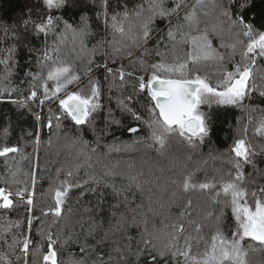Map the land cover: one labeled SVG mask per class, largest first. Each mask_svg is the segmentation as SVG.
<instances>
[{"label":"snow or ice","instance_id":"1","mask_svg":"<svg viewBox=\"0 0 264 264\" xmlns=\"http://www.w3.org/2000/svg\"><path fill=\"white\" fill-rule=\"evenodd\" d=\"M75 3L76 0H40L43 8L40 19H31L29 13L20 22L25 31L31 25V34L42 38V47L35 49L38 53L37 70L25 73L27 94L21 93L12 102L29 112L33 105L42 112L46 103H55L58 109V112H53L49 108L46 117L33 113L37 127L27 135L33 140L34 153L40 145L42 128L46 127L51 132L53 120L56 129H60L62 118H70L75 126L92 124L96 114L104 107L101 81L94 76V72L100 70H103L105 80L109 76L113 80L118 78L121 88L127 83L126 76H135L136 92L146 94L153 102L148 108L150 119L145 120L129 106L133 96L129 95L118 103L121 111L146 125L148 135L145 139L151 141L148 147L157 151L163 150L173 135L193 148L210 140L214 132L212 115L204 108L211 110L214 105L243 108L245 102L258 91L259 97L264 100V90H259L255 83L257 61L264 64V24L257 28L249 19L255 7L254 0H141L132 9H129L126 0H117L116 7H113L112 0H100L96 13L98 24L103 25L104 31L111 29V38L102 37L95 43H92V38L98 33L93 30L89 17L81 14L80 22L74 24L55 15L58 11L74 7ZM173 17L177 20L175 24ZM157 21L166 22L164 32L168 43L163 44V40L156 37L158 46L155 55L160 59L148 64L143 57L149 54L148 45L153 40ZM2 30L4 36L11 35L13 41L21 38L15 28L11 33L8 26ZM69 35L73 47L63 52L62 45ZM161 44L173 53L172 63H168L165 53L159 50ZM26 47L29 52L33 51L32 47ZM139 49L143 51L132 59L133 50ZM0 51L6 53L4 58H0L5 73L0 78V99H3L5 94L10 97L19 89L5 84V81L10 83L9 77L16 64L15 48L7 47ZM73 56L74 59L70 60ZM237 56L239 59H236ZM123 58H128L131 64L139 62L145 74L137 76L134 72H126L123 64L115 71L109 66ZM201 62L221 64L218 70L220 79L215 84L206 74H201L197 67ZM226 62L231 63V70L223 66ZM78 63L82 67H77ZM251 111L262 113L254 133L264 140V109L256 106ZM42 119L46 122L41 125ZM252 119L249 115V123ZM108 120L119 124L111 117V112ZM89 130L96 135L95 147H90L82 137L73 142V146L80 145L85 162L92 160L89 153L95 154L101 147V133L94 127ZM128 131L138 133L140 129L129 127ZM102 132L107 134L106 129ZM244 133V136L234 140L230 148L231 156L227 163L231 169L218 179L205 182H196L195 173L187 172L168 177L163 185L158 183L159 176L156 177L157 183L148 181L146 184L140 179L145 175L144 171L125 174L107 164H102L107 170L105 175L92 174L87 175V179L78 180L74 176L78 175L82 164H77L75 170L60 169L58 175L64 171L65 178L50 188L52 202L47 208L39 209V216L33 214L36 210L37 183L34 168L29 180L14 181L23 184V187L13 190L0 186V212H10L22 205L26 213L23 221L26 231L21 232L19 238L13 235L8 243L7 234L13 228L19 229L22 224L20 220H9L0 228V241L7 244L13 254L19 253L15 255L16 264H65L60 259L61 248L69 249L66 264H251L250 253L264 254V186L256 184L255 179L250 180L244 169L250 166L252 176L264 178V170L259 169L255 161L258 155H264V151L258 152L248 140L247 126ZM141 142L137 140L133 143ZM127 147L131 148V145ZM20 151L19 146L5 144L0 146V157L14 159ZM97 163H101L99 159ZM88 167L93 165L88 163ZM128 167L131 169L134 166L129 164ZM8 174L13 178L17 175L11 165L8 166ZM116 177H122L119 186ZM100 185L110 189L114 197V202L108 205V215L102 216L104 209L98 208L87 219L76 221L79 232L75 231V225L67 222L60 225L70 193L78 189V198L83 197L86 190L95 192L96 186ZM197 191L207 194L211 205L220 206L219 214L213 208L200 220L189 219L194 214L193 201L184 196ZM104 201V194L101 193L98 204L103 205ZM154 206H158L159 211ZM173 206L179 213L177 218L169 219ZM225 208L230 209L234 225L225 224ZM85 211L93 213L92 208ZM149 214L153 218L162 216V226L158 227L153 222L150 229ZM49 215L51 223L41 224L37 231L39 243H35L31 235L33 221H40L42 216ZM205 221H215L208 235L204 234L207 227ZM186 222L192 225L191 229ZM72 247L76 248L75 252L70 250ZM130 257H134V261ZM3 259L4 264H13L6 254Z\"/></svg>","mask_w":264,"mask_h":264},{"label":"trees","instance_id":"2","mask_svg":"<svg viewBox=\"0 0 264 264\" xmlns=\"http://www.w3.org/2000/svg\"><path fill=\"white\" fill-rule=\"evenodd\" d=\"M129 9L134 8L141 0H126ZM255 7L251 10L249 19L253 21L257 28L261 24H264V0H254ZM113 7L117 6V0H112ZM100 0H76L74 7H69L66 10H61L55 13L56 16L63 17L69 23L78 24L80 22L79 17L81 14L90 18L89 22L92 23L93 30L98 34L92 38V43L102 37L111 38V29L104 31L103 25L98 24V18L96 13L99 11ZM31 13V19L39 20L40 15L43 13V8L40 6V0H0V49L7 47H14V60L16 61L13 69V74L9 77L10 83L5 81L7 87H18V91L13 92L10 97L5 94V98L0 99V146L16 145L21 148V151L15 154L14 159L5 160L0 157V186L11 187L15 190L18 187H23V184H17L14 181H25L30 179V174L34 170L36 171L37 183L35 187V204L36 210L34 215L39 216V209L47 208L51 202L50 188L54 187L58 180L65 178L64 171L69 169L75 170L77 164H82L83 167L79 169L78 175L74 176V179L84 180L87 179V175L95 174L97 176L105 175L106 169L102 167V164H107L113 167L117 172H123L125 174H135L137 170L144 171L145 175L141 177V181L146 183L151 181L157 183L156 177L161 179L159 184L163 185L168 177H175L181 175V173L194 172V180L196 182H205L218 179L220 176L225 175L230 169L231 165L227 163L231 156L230 148L234 143V140L245 135L244 128L247 126V138L256 147L258 152L264 151V140L254 133V129L258 124L262 113L260 111H251L252 108L259 106L264 109V100L259 97V91L253 94L252 99L245 102L243 108L234 106H213L211 110L204 108V111H210L212 115V128L214 129L213 135L210 140H206L204 144L199 145L196 148L189 146L179 136L173 135L166 147L163 150L157 151L155 148L148 147L151 141L145 139L148 135V129L142 121H135L131 115L127 112L121 111L119 101L127 96H133V101L129 104L130 107L140 114L145 120L150 119L148 108L152 106L150 98L146 94L136 92L134 85L136 84L134 77H125L127 83L121 88V82L119 79L113 80L111 76L107 80L104 79L103 70L94 72V76L101 81L102 97L101 102L104 105L103 110L96 114L92 124L87 126H75L74 122L69 119L62 118L60 129L55 128V120H53V129L50 132L46 127L42 128L40 132V145L38 151L34 153V145L31 137L27 135L28 132L36 130L37 123L35 121L34 112H38L42 117L48 115V109L51 108L53 112H58L55 103H46L43 111L40 112L34 105L32 111L29 112L24 107H19L12 101L17 99L21 93L27 94L28 84L25 73L29 70L36 71L37 65V51L42 47V38L33 36L31 25L27 31L20 27V22L26 16ZM93 21H96L93 23ZM173 23H177L175 17H173ZM166 22L157 21L154 25L153 40L148 45L149 54L143 59L148 63H156L159 61V57L155 55L157 50L156 37H160L163 40V44H167L166 34L164 32ZM9 27V33L12 29L17 30V34L20 35L19 41H13L11 35L5 37L3 34V27ZM52 37H49L51 43ZM163 44L159 45V50L165 53V60L168 63H172L174 55L168 51ZM32 47L33 51L29 52L28 48ZM91 46V44L89 45ZM73 47L71 35L64 45H62V51L68 52ZM135 59L139 56L143 49L133 50ZM6 53L0 51V58H4ZM182 56V52L180 53ZM74 59L70 57V60ZM98 59V58H97ZM236 59H239L237 56ZM123 64L126 72H134L135 75L145 74L139 62L131 64L128 62V58L118 59L115 64L109 66L114 71ZM224 67L231 70V63H224ZM77 67H82V64H77ZM197 67L201 70L202 75H207L210 82L215 84L220 76L218 70L221 68L219 62H201ZM150 73V70H149ZM5 75L4 66L0 65V78ZM264 64L257 61V70L255 83L259 90H264ZM87 82V78H85ZM127 102V101H125ZM109 112L111 117L119 124H112L109 120ZM249 115L252 116V122L249 123ZM46 121L42 119L41 125ZM94 127L98 133H101L100 145L97 153L91 154L92 160L85 162L84 156L80 153V145L73 146V142L82 137L83 140L89 142L90 147H95L96 135L89 129ZM129 127H138L140 131L138 133H131L128 131ZM5 129H7L8 135L5 136ZM107 134H104L102 130H105ZM51 137V141L49 139ZM140 140L141 143H133ZM131 145V148L127 146ZM113 149H120V151H114ZM85 152H88V148H85ZM191 157V159H189ZM101 163H97V160ZM207 161V163H205ZM257 167L264 170V155H258L255 158ZM88 163L93 165L92 168L88 167ZM131 164L134 167L129 168ZM12 166V170L17 172V175L13 178L8 174V166ZM164 171L161 172L160 169ZM63 169L58 175V170ZM151 169V171H149ZM246 175H249V179H255L256 184L264 186V178L259 175L252 176V168L246 167L244 169ZM122 177H116L117 186L121 183ZM92 187V185H89ZM251 190V186H250ZM103 193L105 201L103 205L98 204L100 194ZM79 190L74 189L70 193V198L66 205V211L64 213V219L60 221V225H64L66 222L75 225V231L79 232V225L76 221L81 218L87 219L89 215L95 214L98 208H103L102 216L108 215V205L114 202V197L111 195L110 189L104 185L96 186V191H87L83 197H79ZM185 199L190 198L193 201L194 214L189 219L200 220L203 215L214 208L217 214H219L220 206L211 205V201L208 195L199 191L185 194ZM139 202V201H137ZM251 203V201H249ZM147 204V200L144 201ZM182 203V201H181ZM159 211L158 206H154ZM86 208H92L93 213L85 211ZM225 224L234 225V220L231 216L230 209L225 208ZM179 210L173 206L170 211L169 219L177 218ZM26 219V213L22 205L16 207L10 212H0V228L5 226L9 220L22 222L19 229L13 228L7 234L8 243L11 242L13 235L20 237L21 232L26 231V226L23 223ZM51 215L48 217H41L40 221H33L32 224V239L35 243H39V236L37 235L38 229L41 224L51 223ZM163 217L153 218L149 214V228L151 229L152 223L155 222L158 227H161L160 220ZM167 222V221H165ZM207 227L204 229V234H210L212 225L215 221H205ZM186 225L191 229L192 225L186 222ZM227 231V229H225ZM55 231V229H54ZM137 232L139 230H136ZM83 238V234H81ZM63 239V236H61ZM139 239L137 235V240ZM249 244L253 243L248 241ZM46 247V245H45ZM71 251L75 252L76 248L72 247ZM69 249H60V259L67 262V252ZM135 251V246H133ZM5 254L7 258L11 259L13 264H16L15 255L9 250L7 244L0 241V264H4ZM134 261V257H130ZM251 264H264V254L255 253L249 256ZM143 264V262H141Z\"/></svg>","mask_w":264,"mask_h":264}]
</instances>
